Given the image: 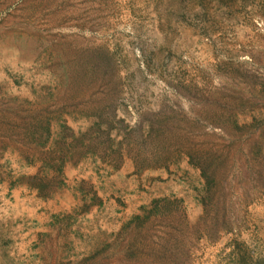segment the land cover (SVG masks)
Instances as JSON below:
<instances>
[{"label": "rangeland", "instance_id": "obj_1", "mask_svg": "<svg viewBox=\"0 0 264 264\" xmlns=\"http://www.w3.org/2000/svg\"><path fill=\"white\" fill-rule=\"evenodd\" d=\"M0 264H264V0H0Z\"/></svg>", "mask_w": 264, "mask_h": 264}]
</instances>
